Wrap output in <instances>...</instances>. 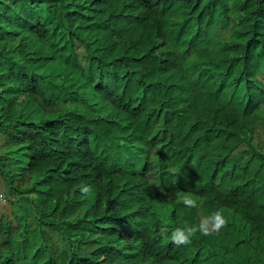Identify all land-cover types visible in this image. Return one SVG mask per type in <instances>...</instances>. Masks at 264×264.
<instances>
[{"label":"trees","instance_id":"1","mask_svg":"<svg viewBox=\"0 0 264 264\" xmlns=\"http://www.w3.org/2000/svg\"><path fill=\"white\" fill-rule=\"evenodd\" d=\"M263 114L264 0H0V264H264Z\"/></svg>","mask_w":264,"mask_h":264},{"label":"clouds","instance_id":"2","mask_svg":"<svg viewBox=\"0 0 264 264\" xmlns=\"http://www.w3.org/2000/svg\"><path fill=\"white\" fill-rule=\"evenodd\" d=\"M149 181L153 187L160 186L162 189L168 188L167 184L163 181L161 176L159 175L157 171V167L152 170L149 174ZM80 191L83 195H87L91 191V187L88 185H84L80 188ZM161 196L168 195V192H161L159 193ZM193 197V194H188L183 200L182 203L186 207L193 208L197 207V201L194 199H191ZM168 201H157L155 205L156 212H159L160 215L161 212H170L172 210V206L168 204ZM136 210L137 215L139 216V207H134ZM213 227L215 229H220L222 226L227 225V220L225 218H222V213L217 211L213 216ZM207 222L202 223L198 226H187L185 228H176L172 230L171 234H168V228L166 226V223L162 225L161 227V233L164 236L163 238V246L165 250H173L175 245L181 246V245H188L192 242V238L197 234V232H201L203 235H211L212 233L208 230V228L205 226Z\"/></svg>","mask_w":264,"mask_h":264},{"label":"bare ground","instance_id":"3","mask_svg":"<svg viewBox=\"0 0 264 264\" xmlns=\"http://www.w3.org/2000/svg\"><path fill=\"white\" fill-rule=\"evenodd\" d=\"M257 97H258V96H257ZM260 102H261V101H260ZM260 111H261V109H260ZM261 113H262V112H261ZM182 114H184V113L182 112ZM248 114H249V113H248ZM248 114H247V115H248ZM263 115H264V114H263ZM242 116H243V114H242ZM242 116H240V117H242ZM244 116H245V115H244ZM177 117H178V115H177ZM177 117H176V118H177ZM179 117H181V116H179ZM183 117H184V116H183ZM183 117H182V118H183ZM247 117H249V116H247ZM247 117H246V118H247ZM263 118H264V117H263ZM240 119H241V118H240ZM176 120H177V119H176ZM176 120H175V121H176ZM241 120H242V119H241ZM241 120H240V121H241ZM247 120H249V118H248ZM247 120H246V121H247ZM177 121H178V120H177ZM243 121H245V120L243 119ZM243 121H242V122H243ZM246 121H245V124H247ZM178 123H179V122H178ZM191 123H192V122H191ZM175 124H176V123H175ZM180 124H181V123H180ZM241 124H242V123H241ZM245 124H244V125H245ZM177 125H178V124H177ZM189 125H190V124H189ZM192 125H193V124H192ZM240 127H242V125H241ZM177 128H178V127H177ZM177 128H176V129H177ZM181 128H182V127H181ZM192 128H193V127H192ZM218 128H219V127H218ZM221 128H222V127H221ZM179 129H180V128H179ZM179 129H177V130H179ZM215 129H216V128H215ZM215 129H213V130L215 131ZM236 129L239 130V128H236ZM236 129H235V131H236ZM255 129H257V128H255ZM260 129H261V128H260ZM204 130H205V129H204ZM204 130H203V132H204ZM224 130H226V128H224ZM224 130H223V132H224ZM245 130H247V129L245 128ZM257 130H258V129H257ZM188 131H190V130H188ZM207 131H208V130H205V132H207ZM210 131H211V130H210ZM255 131H256V130H255ZM263 131H264V130H263ZM192 132H193V131H192ZM205 132H204V134H205ZM217 132H218V131H217ZM230 132H231V131H230ZM242 132H243V131H242ZM261 132H262V129H261ZM261 132H260V133H261ZM182 133H183V132H182ZM215 133H216V132H215ZM244 133H247V132H244ZM262 133H264V132H262ZM173 134H174V133H173ZM187 134H188V133H187ZM189 134L191 135L192 133L190 132ZM207 134H208V132H207ZM220 134H221V133H220ZM225 134H226V137H227V133H225ZM225 134H222V135L225 136ZM236 134H237V132H236ZM236 134H235V135H236ZM238 134H239V133H238ZM182 135H183V134H182ZM185 135H186V133H185ZM190 135H189V136H190ZM235 135H234V140H236V141H237L238 139L241 140V138H243V136H242L241 138H239V135H238V136H237V135L235 136ZM252 135H253V134H251V136H252ZM200 136H201V135H200ZM210 136H211V134H210ZM212 136H213V135H212ZM240 136H241V135H240ZM262 136H263V135H261V137H262ZM171 137H172V136H171ZM183 137H184V135H183ZM208 137H209V136H208ZM231 137H232V136H231ZM235 137H236V138H235ZM237 137H238V138H237ZM261 137H260V138H261ZM173 138H175V136H174ZM176 138H178V135H177ZM180 138H182V137H179V139H180ZM184 138H186V136H185ZM188 138H189V137L187 136V139H188ZM215 138H216V136H215ZM217 138H218V137H217ZM223 138H224V137H223ZM244 138H246V137H244ZM247 138H248V137H247ZM255 138H256V137H255ZM257 138H258V137H257ZM170 139H171V138H170ZM189 139H190V138H189ZM229 139H230L229 141L232 140L231 138H229ZM249 139H250V138H248V140H249ZM183 140H184V139H183ZM191 140H192V138H191ZM191 140H190V141H191ZM224 140H226V139H224ZM234 140H233V143H235V144L239 141V140H238L237 142H235ZM252 140H255V139H252ZM252 140H250V141H252ZM173 141L175 142L176 140H173ZM199 141H200V140H199ZM201 141H202V140H201ZM201 141H200V142H201ZM207 141H208V140H207ZM216 141H218V140H216ZM250 141H249V142H250ZM256 141H257V139H256ZM261 141L264 142V139H262ZM261 141H260V142H261ZM169 142H170V141H169ZM202 142H205V140L202 141ZM231 142H232V141H231ZM260 142H259V143H260ZM196 143H197V142H196ZM198 143H199V142H198ZM198 143H197V144H198ZM211 143H213V142H211ZM214 143H215V142H214ZM214 143H213L212 145H214ZM229 143H230V142H229ZM229 143H228V144H229ZM233 143H232V144H233ZM171 144H172V143H171ZM230 144H231V143H230ZM235 144H234V146H235ZM260 144H263V145H264V143H260ZM260 144H259V145H260ZM198 145H200V143H199ZM198 145H196V149L198 148V147H197ZM204 145H206V143H205ZM210 145H211V144H210ZM250 145H251V144H250ZM257 145H258V144H257ZM259 145H258V146H259ZM180 146H181V144H180ZM228 146H229V145H228ZM254 146L257 147V146L255 145V141H254ZM260 146H262V145H260ZM176 147L178 148V146H176ZM174 148H175V146H174ZM194 148H195V147H194ZM223 148H224V147H223ZM171 149H172V148H171ZM202 149H203V147H202ZM202 149H200V150H202ZM220 149L223 150L222 148H220ZM241 149H242V147H241ZM244 149H246V148L244 147ZM244 149H243V150H244ZM254 149H256V148H254ZM260 149H261V148H260ZM217 150H218V149H217ZM221 150H220V151H221ZM252 150H253V149H252ZM256 150H257V149H256ZM258 150H259V148H258ZM202 151H203V150H202ZM254 151H255V150H254ZM262 151H264V149H263ZM169 152H170V151H169ZM205 152H206V151H205ZM215 152H216V151H215ZM215 152H214L213 154H215ZM248 152H249V151H248ZM259 152H260V151H259ZM197 153H199L198 149H197ZM202 153H203V152H202ZM250 153H252V152H250ZM254 153H255V152H254ZM256 153H258V151H257ZM204 154H205V153H204ZM209 154H210V152H209ZM258 154H260V153H258ZM180 155H181V154H180ZM194 155H195V154H194ZM200 155H202V154H200ZM249 155H250V154H249ZM252 155H253V154H252ZM252 155H251V156H252ZM196 156L199 157V154L196 155ZM203 156H204V155H203ZM203 156H202V157H203ZM205 156H206V155H205ZM205 156H204V158H205ZM211 156H212V153L210 154V156L207 155V157H211ZM247 156H248V155H247ZM251 156H250V157H251ZM198 157H196V158H198ZM207 157H206V158H207ZM250 157L248 156V158H250ZM261 157H262V156H261ZM261 157H260V159H261ZM184 158H185V156H184ZM186 158H187V157H186ZM194 158H195V157H194ZM196 158H195V159H196ZM206 158H205V159H206ZM248 158H247V159H248ZM168 159H169V158H168ZM207 159H208V158H207ZM207 159H206V160H207ZM250 159H251V158H250ZM260 159H259V160H260ZM192 160H193V159H192ZM200 160H201V159H200ZM261 160H262V159H261ZM261 160H260V161H261ZM194 161H196V160H194ZM247 161H248V160H247ZM197 162H198V161H197ZM202 162H203V158H202ZM202 162H201V163H202ZM245 162H246V161H245ZM257 162L260 163L259 161H257ZM263 162H264V161H262V163H263ZM195 163H196V162H195ZM245 165H246V164H245ZM260 165H261V163H260ZM191 166H192V165H191ZM197 167H198V170H199V167H200V166H197ZM245 167H246V166H245ZM258 167H259V166H258ZM191 168H192V167H191ZM192 169H193V168H192ZM253 169H254V167H253L252 169H250V170L253 171ZM256 170H257V169H256ZM256 170H255V172H256ZM74 171H75V170H74ZM74 171H73V172H74ZM185 173H186V172H185ZM249 173H250V171H249ZM110 175H111V174H110ZM186 176H187V175H186ZM220 177H221V176H219V177L217 176L216 179H217V178L220 179ZM97 179H98V178H97ZM216 181H217V180H216ZM92 182H93V181H92ZM92 182H91V183H92ZM188 182H189V181H188ZM217 182H218V181H217ZM99 183H101V182H99ZM190 183H191V181H190ZM214 183H216V182H214ZM98 185H99V184H98ZM98 185H97V186H98ZM88 186H89V185H88ZM91 186H94V185H91ZM97 186H96V187H97ZM185 186H186V184H185ZM192 186H193V185H192ZM221 187H222V186H221ZM221 187H220V188H221ZM92 188H93V187H92ZM92 188H91V189H92ZM186 188H187V187H186ZM189 188H190V186H189ZM182 189H183V188H182ZM185 191H186V190H185ZM187 191H188V189H187ZM216 191H217V190H216ZM198 192H199V191H198ZM223 192H224V191H223ZM215 194H216V193H215ZM219 194H220V193H219ZM234 195H235V194H234ZM236 195H237V194H236ZM242 195H243V194H242ZM254 195H255V193H254ZM199 196H200V195H199ZM199 196H198V199H199ZM228 196H229V194L226 195L225 197L227 198ZM243 196H244V195H243ZM200 197H201V196H200ZM218 197H219V196H218ZM221 197H222V196H221ZM223 197H224V195H223ZM241 197H242V196H241ZM201 198H202V197H201ZM203 198H204V197H203ZM228 198H229V197H228ZM232 198H233V196H232ZM245 199H246V198H245ZM201 200H202V199H199L198 202H199V201L201 202ZM214 200H215V199H214ZM243 200H244V198H243ZM243 200H242V201H243ZM247 200H249V198H248ZM203 201H204V200H203ZM221 201H222V200H221ZM224 201H225V200H224ZM138 202H139V201H138ZM200 202H199V203H200ZM145 203H146V202H145ZM215 203H216V202H215ZM217 203H218V202H217ZM220 203H221V202H220ZM229 203H230V201H229ZM147 204H148V203H147ZM252 204H253V203H252ZM77 205H79V203L76 204V206H77ZM197 205H198V204H197ZM201 205H202V204H201ZM243 205H245V204L243 203ZM246 205H247V203H246ZM93 206H94V205H93ZM95 206H96V205H95ZM144 206H145V205H144ZM247 206H248V205H247ZM249 206H251V205H249ZM252 206H253V205H252ZM252 206H251V207H252ZM96 207H97V206H96ZM99 208H100V207H99ZM87 209H88V208H87ZM93 209H94V208H93ZM93 209H92V210H93ZM120 209H121V208H120ZM120 209H119V210H120ZM125 209H126V208H124V210H125ZM141 209H142V208H141ZM144 209H145V208H144ZM119 210H118V211H119ZM124 210H123V211H124ZM127 210H128V208L126 209V211H127ZM149 210H150V209H149ZM149 210H148V211H149ZM151 210H152V209H151ZM96 211H97V210H96ZM228 211H229V208H228ZM89 212H90V211H89ZM119 212H120V211H119ZM121 212H122V211H121ZM146 212H147V211H146ZM152 212H154V211H152ZM209 212H210V211H209ZM226 212H227V211H226ZM156 213H157V212H156ZM158 213H159V212H158ZM158 213H157L156 215H158ZM77 214H78V213H77ZM146 214H147V213H146ZM146 214H145V215H146ZM74 215H75V214H74ZM145 215H144V217H145ZM210 215H211V214H210ZM72 217H73V216L71 215V219H72ZM139 217H141V216L139 215ZM144 217H143V218H144ZM211 217H212V216H211ZM211 217H210V218H211ZM69 218H70V217H69ZM141 218H142V217H141ZM141 221H143V220H141ZM103 222H105V221H103ZM102 225H103V224H102ZM104 225H105V224H104ZM106 227H107V226H106ZM208 228H209V227H208ZM216 230H217V229H216ZM211 231H212V230H211ZM214 232H218V231H214ZM125 237H126V236H125ZM138 238H139V237H138ZM139 239H140V238H139ZM128 240H129V239H128ZM142 244H143V242H142ZM127 245H129V244H127ZM125 246H126V245H125ZM144 248H145V247H143V249H144ZM132 250H133V248H132ZM139 250H140V249H139ZM192 251H194V250H192ZM140 253H141V252H140ZM137 255H138V254H137ZM140 255H141V254H140ZM140 255H139V256H140ZM145 259H146V258H145ZM148 260H149V259H148ZM150 260H151V259H150ZM145 263H147V262H145Z\"/></svg>","mask_w":264,"mask_h":264},{"label":"rangeland","instance_id":"4","mask_svg":"<svg viewBox=\"0 0 264 264\" xmlns=\"http://www.w3.org/2000/svg\"><path fill=\"white\" fill-rule=\"evenodd\" d=\"M154 163L157 166V160L155 157H154ZM219 180L220 179L217 178L218 182H220ZM6 193H7V182L0 174V217L7 218L8 216V218L12 219L13 222L16 223V219L14 218V214H13V204L10 202L9 196H7ZM171 211H173V206ZM221 211L223 212L225 218L232 216V213L226 209H223ZM234 220H238V216H236ZM50 230L51 231H49V234L51 235L52 243L57 249H61L62 247L61 235L55 229L54 230L50 229Z\"/></svg>","mask_w":264,"mask_h":264}]
</instances>
